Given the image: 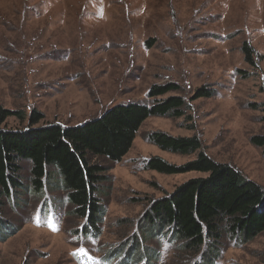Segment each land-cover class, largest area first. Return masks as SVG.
I'll use <instances>...</instances> for the list:
<instances>
[{"label":"rangeland","instance_id":"374dc122","mask_svg":"<svg viewBox=\"0 0 264 264\" xmlns=\"http://www.w3.org/2000/svg\"><path fill=\"white\" fill-rule=\"evenodd\" d=\"M166 84L180 89L149 97ZM202 88L213 96L193 100ZM172 96L187 104L182 117L148 118L121 162H99L96 232L55 169L37 194L21 161L24 188L0 210V264H206L173 239L144 235L153 203L205 176L146 169L153 157L182 166L199 153L163 151L149 140L156 132L197 136L201 152L264 188L263 149L251 141L264 136V0H0V115L9 113L0 131L78 127L117 105ZM211 264H264V232L224 238Z\"/></svg>","mask_w":264,"mask_h":264},{"label":"trees","instance_id":"16d2710c","mask_svg":"<svg viewBox=\"0 0 264 264\" xmlns=\"http://www.w3.org/2000/svg\"><path fill=\"white\" fill-rule=\"evenodd\" d=\"M243 51L252 62L255 50L245 44ZM176 84L155 85L150 98L163 97L178 91ZM213 92L202 88L193 100L209 98ZM185 100L172 96L156 100L152 105L129 103L117 105L102 117L78 127L50 125L24 132L0 131V210L23 189L21 161L31 164V184L37 194L45 191L54 176L61 177L68 200L84 219H97L89 224L97 231L102 214L99 186L105 180L107 167L101 163L121 162L130 152L143 123L150 117H182ZM9 113H2L6 119ZM43 115L34 112L31 123L36 125ZM151 143L173 154L193 155L195 160L178 166L160 157L147 161L146 169L166 175L191 172L204 177L191 179L161 200L153 203L145 220L144 235H159L181 244L182 251L193 256L202 254L211 264L224 238L251 241L264 232V188L246 179L236 168L211 159L201 152L203 143L197 136L173 137L163 132L150 135ZM252 143L263 149L264 136H255ZM1 221V220H0ZM2 226V221L0 222ZM143 230V228H142Z\"/></svg>","mask_w":264,"mask_h":264}]
</instances>
